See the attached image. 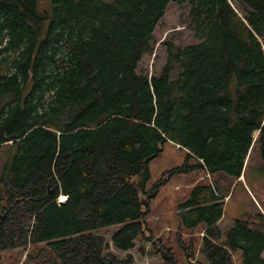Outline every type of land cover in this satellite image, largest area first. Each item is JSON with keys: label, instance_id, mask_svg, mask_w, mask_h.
Wrapping results in <instances>:
<instances>
[{"label": "trees", "instance_id": "trees-1", "mask_svg": "<svg viewBox=\"0 0 264 264\" xmlns=\"http://www.w3.org/2000/svg\"><path fill=\"white\" fill-rule=\"evenodd\" d=\"M170 1L189 5L199 42L166 41L160 73H139ZM255 131L264 146V0H0V258L134 264L99 231L117 227L122 252L146 237L148 163L165 142L237 179ZM226 195L197 184L180 204L202 264H264V215L221 232Z\"/></svg>", "mask_w": 264, "mask_h": 264}, {"label": "rangeland", "instance_id": "rangeland-1", "mask_svg": "<svg viewBox=\"0 0 264 264\" xmlns=\"http://www.w3.org/2000/svg\"><path fill=\"white\" fill-rule=\"evenodd\" d=\"M188 23L189 5L170 1L153 30V51L141 57L137 71L148 75L160 73L166 60V41L178 46L199 42ZM258 134V131L253 133V144L245 158L241 176L237 179L218 173L210 175L200 167L196 158L187 156L185 149L165 142L160 154L148 163L150 177L147 187L156 186L157 190L150 199L144 218L146 237L136 239L131 250L122 252L114 249L110 241L117 227L101 229L99 233L106 238L109 248L119 256L130 253L134 264H163L162 252H167L168 256L172 254L176 264H202L200 247L203 232L200 227L191 230L183 225L179 214L180 204L197 184L216 183L227 194L223 199L224 215L217 224L221 232L231 227L234 220L242 215H264V146L257 140ZM7 155L6 149L0 154V173ZM25 256L26 251L14 249L1 256L0 264H22ZM232 256L233 264H241L239 252H233Z\"/></svg>", "mask_w": 264, "mask_h": 264}, {"label": "built area", "instance_id": "built-area-1", "mask_svg": "<svg viewBox=\"0 0 264 264\" xmlns=\"http://www.w3.org/2000/svg\"><path fill=\"white\" fill-rule=\"evenodd\" d=\"M66 197L65 196H61L59 199H58V201H62V200H64Z\"/></svg>", "mask_w": 264, "mask_h": 264}]
</instances>
